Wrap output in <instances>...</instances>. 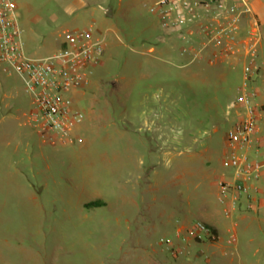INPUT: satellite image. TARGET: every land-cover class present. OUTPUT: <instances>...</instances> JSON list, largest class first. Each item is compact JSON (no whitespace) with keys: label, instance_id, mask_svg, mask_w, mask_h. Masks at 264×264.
Segmentation results:
<instances>
[{"label":"rangeland","instance_id":"rangeland-1","mask_svg":"<svg viewBox=\"0 0 264 264\" xmlns=\"http://www.w3.org/2000/svg\"><path fill=\"white\" fill-rule=\"evenodd\" d=\"M16 1L30 57L53 54L66 30L84 27L103 38V54L73 97L84 113L73 142L36 133L22 78L0 73V264H136L167 241L182 251L173 264H264V213L239 208L220 227L237 244L222 259L209 245L217 238L181 241L163 226L172 212L189 208L196 220L202 202L217 203L213 186L180 168L201 169L207 155L222 168L240 67L191 60L180 50L192 46L166 34L142 0H117L112 16L86 0ZM163 141L174 143L169 154Z\"/></svg>","mask_w":264,"mask_h":264},{"label":"built area","instance_id":"built-area-1","mask_svg":"<svg viewBox=\"0 0 264 264\" xmlns=\"http://www.w3.org/2000/svg\"><path fill=\"white\" fill-rule=\"evenodd\" d=\"M148 12L157 17L161 29L169 35L187 40L192 47L181 48V53L191 55V60L203 59L206 49L228 58L241 45L245 54L243 81L237 95L229 102L236 109L235 119L226 135L229 149L224 164L234 170L232 182H221L220 192L233 191L237 202L250 211L264 206V192L259 189L264 182V108L254 103L251 88L260 66L258 45L261 33L258 21L252 23L244 37H240L241 22L252 13L251 0H142ZM16 0H0V72L16 74L22 78L25 92L31 96L32 108L28 120L43 138L53 133L63 142H73L72 132L84 119L76 108L74 94L90 84L93 68L103 54V41L92 39L88 29L65 31L66 38L60 49L51 55L32 58L23 46L18 23ZM195 46H198L196 49ZM203 235L216 240L212 228L197 221L184 233L178 232L181 241L196 240ZM235 241L234 233L226 239ZM171 256L182 251L166 242Z\"/></svg>","mask_w":264,"mask_h":264},{"label":"crops","instance_id":"crops-1","mask_svg":"<svg viewBox=\"0 0 264 264\" xmlns=\"http://www.w3.org/2000/svg\"><path fill=\"white\" fill-rule=\"evenodd\" d=\"M85 2L86 4L95 3V4L104 6L105 14L107 16H112L114 14V6L117 0H86ZM17 6L19 9L18 3H17ZM251 9H252V13L246 15L245 18L241 22L239 35L240 37L245 36L249 28V24L252 23L253 17L258 21L260 33H261V40L258 45L257 61L260 66V69H259L258 74L254 78V82L251 83V88L254 90L256 94L254 97V103L264 108V0H251ZM75 29H83V28H75ZM86 29L90 31L92 39L100 38L93 34V32L91 31V28H86ZM100 39L103 41V38H100ZM198 61L206 62L209 66H217L222 63H225L231 66L232 68L240 67L241 69L240 81L239 83L235 84V87H234L235 92H236L235 96L237 95L238 88L241 86L242 81H243V66L246 61L245 54H244V51L241 45H238V51L232 54L228 58H222L218 56L212 49H206V51L204 52L203 59H200ZM217 83L219 87H222L223 79L219 78L217 80ZM230 111L233 112V120H231V124H232L236 117L235 112H237V110L229 109L227 105L226 112H230ZM27 119H28V116H27ZM27 121L30 124L29 120ZM263 124H264V121L261 122L260 128H262ZM75 128L72 132V135L74 137H77L74 135ZM156 128H158L161 131L162 126L160 125V123ZM163 136H165V134L163 132H160L159 138H162ZM184 144H189V142L186 141ZM212 145H213L212 143H209L207 146H205L203 148V153H209L210 151H212ZM224 146L225 148L223 149V152H222L223 155L221 159L222 168L219 171L212 167L211 165L212 157L208 155L205 156L203 162H201L202 165H205L203 167L201 166V169H198L195 171L193 169H189L186 167L180 168V171L183 174V176H194L195 175V176H198L199 178L206 180L210 184V186H213L216 189V202L217 203L210 205L208 204V202H205V201L202 202L200 211L198 212V215H197L198 219L196 220L192 219L191 210L189 208H182L178 212H172L168 216V220L163 223V226L165 228L173 229L176 234L178 232L184 233L189 227H191L197 221H201L209 225L210 227L214 228L215 232L219 236L217 237L216 241L210 242L209 245L213 247L212 248L213 250H211V252L217 259H222L223 255L228 254L229 251L233 252L237 249V244L235 241L232 244H227L225 239L221 236L223 232L220 230V227L223 226L226 223V221H230V222L233 221V219L237 215V211L239 210V208L243 209V198L240 199L241 203H239L237 202L238 201L236 199L237 196L235 195L233 191H229L225 195H222L220 192V183L221 182H232L233 177H234V170L231 167L226 166L224 164L225 156L229 152V149L226 144V139L224 141ZM174 148L175 146L172 141L171 142L163 141V143L159 145V150L162 151L164 155L169 154L170 150ZM153 154L155 155V153ZM149 155H150L149 156L150 161H149L148 169L151 172V174L155 175L156 174L155 160L151 159V156L153 157L152 154H149ZM149 182L151 181L149 180ZM258 185H259V189L264 192V182ZM257 212L264 213V206H260ZM200 243H203V242H200ZM148 248L149 249H145V250L142 249V253L135 257L136 264H173L171 262V258L177 261V258L171 256L166 247L164 248L159 245L150 244Z\"/></svg>","mask_w":264,"mask_h":264},{"label":"trees","instance_id":"trees-1","mask_svg":"<svg viewBox=\"0 0 264 264\" xmlns=\"http://www.w3.org/2000/svg\"><path fill=\"white\" fill-rule=\"evenodd\" d=\"M103 203L102 202H93V203H91V204H86V206L88 207V206H100V205H102ZM212 228V227H211ZM212 230H213V232L216 234V232H215V230H214V228H212Z\"/></svg>","mask_w":264,"mask_h":264}]
</instances>
